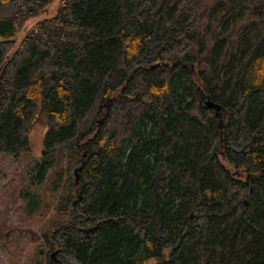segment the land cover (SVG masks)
<instances>
[{"label": "trees", "instance_id": "trees-1", "mask_svg": "<svg viewBox=\"0 0 264 264\" xmlns=\"http://www.w3.org/2000/svg\"><path fill=\"white\" fill-rule=\"evenodd\" d=\"M52 1L0 0V154L48 124L45 264H264V0H58L14 48Z\"/></svg>", "mask_w": 264, "mask_h": 264}, {"label": "rangeland", "instance_id": "rangeland-1", "mask_svg": "<svg viewBox=\"0 0 264 264\" xmlns=\"http://www.w3.org/2000/svg\"><path fill=\"white\" fill-rule=\"evenodd\" d=\"M58 6V0H53L37 16L19 26L13 36L14 48L38 21L54 16ZM47 130V122L39 119L30 131L29 153L18 159L0 154V264H45L41 232L54 218L58 194L52 186L54 177L42 185H37L34 178L35 166L42 159ZM27 193L34 195L35 203L38 202L34 214L30 212L31 205L27 206ZM51 254L48 258L52 260ZM53 258L56 260L55 256Z\"/></svg>", "mask_w": 264, "mask_h": 264}, {"label": "water", "instance_id": "water-1", "mask_svg": "<svg viewBox=\"0 0 264 264\" xmlns=\"http://www.w3.org/2000/svg\"><path fill=\"white\" fill-rule=\"evenodd\" d=\"M204 105L208 110L213 111L215 116H218L221 112V107L217 104H214L211 101H206ZM79 170H80V167H77L73 170V175L75 178V184H77V182H78V171ZM56 253H57V251H55L51 254L52 260H55L53 257L56 255Z\"/></svg>", "mask_w": 264, "mask_h": 264}]
</instances>
